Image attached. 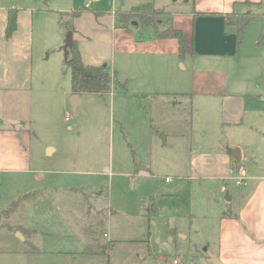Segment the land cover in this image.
Returning a JSON list of instances; mask_svg holds the SVG:
<instances>
[{"label":"rangeland","instance_id":"1","mask_svg":"<svg viewBox=\"0 0 264 264\" xmlns=\"http://www.w3.org/2000/svg\"><path fill=\"white\" fill-rule=\"evenodd\" d=\"M80 1L79 7L84 11L73 21L74 38L79 40L93 38L96 29H110L116 22L120 25L116 13L147 2ZM182 1L172 0L166 11L149 15L160 30L165 28L168 16L172 17L171 12L185 11L192 5ZM251 11L255 16L238 47L239 57L222 64L223 77L235 80V88L242 78L255 83L256 59L264 58V21H257L264 13V0L252 6ZM46 16L35 18L31 89L18 91L12 102L0 103L1 125L21 128L29 132L31 139L27 148L28 171L0 173V264L192 262L197 252L195 245L205 246L202 240L205 231L197 216L190 219L184 213H198L201 203L195 197L198 210L190 211L188 203L169 194L180 193L177 191L182 184L181 176L188 175L191 140L198 150L215 129L217 113L213 111L218 97L212 96V105V101L207 105L201 99L203 118L196 122L189 105L169 113V125L181 124L188 118V128L182 124L175 131L170 126L169 146L165 147L163 138L150 132L152 123L160 131L164 122L158 123V112L133 94L123 72V56L116 52L106 64L119 85H113L104 95L79 94L80 104L74 113L72 71L64 50L69 31L60 27V15ZM227 18L231 24H237L247 16L231 14ZM132 22L139 27L131 26ZM132 22L129 28L135 36L146 41L153 38V27H145L139 20ZM179 59L172 72L183 76L196 71L195 59ZM158 66L154 70L157 74L171 71L168 66ZM48 147L55 150L48 152ZM194 182L193 192L200 196L205 190H218L216 183L200 186L199 181ZM188 184L189 189L192 183ZM208 194L197 198L209 203L211 213H218L213 197ZM22 197L18 208L6 217L3 213ZM175 228L197 244L175 235ZM17 229L31 239L33 247L20 243L16 250H23L13 251ZM198 229L201 232H196ZM214 230L210 227L209 234Z\"/></svg>","mask_w":264,"mask_h":264},{"label":"crops","instance_id":"2","mask_svg":"<svg viewBox=\"0 0 264 264\" xmlns=\"http://www.w3.org/2000/svg\"><path fill=\"white\" fill-rule=\"evenodd\" d=\"M118 1L114 0L115 4ZM120 1L126 3L129 0ZM145 1L164 11L169 7V2H172L135 0L131 4ZM182 2L192 5L189 9H183L185 11L171 12L172 25L184 32L188 45L197 53L196 57H191L195 59L193 68L196 71L193 74L181 76L172 72V66L174 68L177 64L175 61L180 58L179 43L175 39L150 38L151 40L146 41L141 36H135L129 27H122L117 22L110 29H96L93 38L74 39L83 62L89 66L107 65L106 62L114 53L122 54L123 72L126 73L124 76L129 81L133 94L150 105L152 111L158 112V123L165 124L163 129L160 127V131L166 135V144L162 142L165 147L169 146L167 131L170 126L175 131L180 130L182 124L186 126V130L188 128V118L181 124L174 122L169 125V113L180 106L189 105L196 122L203 118L201 99L207 105L210 103L208 101H212V105V96L218 97L214 101L216 110L213 111L217 113L215 129L198 144V150L194 149L191 140L188 148V175H179L183 180H180L182 184L178 186L177 192H181L169 194L188 203L186 206L190 211L198 210L197 203H201L198 213L189 215L185 212L184 216L190 219L197 216L200 219V226L205 231L202 238L205 246L195 243L189 235L183 234L177 228L174 234L185 240L191 239L197 244L193 261L187 264H212L208 252L216 256L217 264H264V58L256 59L257 72L253 84L242 78L235 88V80H226L222 71L223 61H232L239 57L237 26L227 25L226 18L231 14H252V6L262 3L263 0ZM80 4V0H0V103L12 102L18 91L26 92L32 87L35 18L46 19V15H59L60 12L81 9ZM10 9L18 11L17 29L7 39ZM257 21H264V13H261ZM246 30L247 28L245 33ZM158 65L168 66L171 71L157 74L154 70ZM179 99L180 102L177 101ZM1 122L0 119V173L27 172L30 164L27 151L31 141L29 132L16 126L5 127ZM194 122L191 127L193 130L196 128ZM150 126L151 135L157 136L152 133V128L157 126L153 123ZM213 135L215 139H211ZM237 148L241 150L240 168L234 171L233 157L228 150ZM47 150L52 153L55 149L48 147ZM240 169L245 170L246 175L245 184L238 187L235 180L240 176ZM194 181H199L200 186L216 183L218 190H205L203 196H200L193 192ZM166 182L171 183L169 179ZM188 183H192L189 189L186 188ZM208 193L213 197L218 213H211L209 203L200 200L206 194L210 196ZM225 195L230 199L225 200ZM195 197L198 202H195ZM210 227L215 228L213 234H209ZM18 230L20 229L15 230L13 236V251L23 250H16L20 243H29L33 247L31 239ZM196 232H201V229ZM201 247L203 251H200ZM33 249L30 250L35 252Z\"/></svg>","mask_w":264,"mask_h":264},{"label":"trees","instance_id":"3","mask_svg":"<svg viewBox=\"0 0 264 264\" xmlns=\"http://www.w3.org/2000/svg\"><path fill=\"white\" fill-rule=\"evenodd\" d=\"M83 9H76L70 12H60L59 13V25L62 29L66 31L74 32L73 21L77 17L81 16L83 13ZM164 10L156 9L153 3L148 2L142 5L135 6L128 11L120 12L117 14L119 19V23L122 27H129V24L134 20H139L145 27H153L155 39H175L179 43V57L184 59L187 56L196 57L197 53L194 48L188 45V42L185 38V34L182 30L176 29L172 25V17L169 15L167 19V24L164 26L163 30H160L155 20L151 18L149 15L156 13H161ZM17 9H10L8 13V24L6 29V37L10 39L17 29ZM247 18L242 20L240 23L235 24L237 26V39L238 46L241 45L244 36L245 29L247 26L253 21V14H246ZM226 24L230 25L229 19L226 18ZM143 38V37H141ZM66 62L72 71V89L74 94H82V93H94L98 95H104L111 91L112 86L119 85V82L116 81L109 70L108 65L103 66H89L83 62L81 53L79 51V47L77 41L74 39V45L70 48L66 54ZM123 88H126V85H123ZM152 133L154 135H159L163 138L164 144H166V135L164 132L157 130V128H152ZM233 170L236 171L240 168L239 161L234 157L232 158ZM24 197L20 198L17 202H14L11 207L5 211L3 214L6 217H9L11 213H13L20 202Z\"/></svg>","mask_w":264,"mask_h":264},{"label":"water","instance_id":"4","mask_svg":"<svg viewBox=\"0 0 264 264\" xmlns=\"http://www.w3.org/2000/svg\"><path fill=\"white\" fill-rule=\"evenodd\" d=\"M131 26L139 27V24L137 22H132ZM73 45H74V33L72 31H69L67 36H66V42H65V46H64V50H65L66 54H67L68 50L73 47ZM71 104L73 106L74 113H76L77 107L80 104L79 94L73 95V97L71 99ZM228 152L236 160H238V161L241 160V150L239 148L229 149ZM142 169H145V167H142ZM229 199L230 198L228 197L227 200H229ZM19 235H21V233H19ZM208 256H209V259L211 260L212 264H217L218 260L214 254L208 252Z\"/></svg>","mask_w":264,"mask_h":264},{"label":"built area","instance_id":"5","mask_svg":"<svg viewBox=\"0 0 264 264\" xmlns=\"http://www.w3.org/2000/svg\"><path fill=\"white\" fill-rule=\"evenodd\" d=\"M68 120V119H67ZM239 173H240V176H238L237 178H236V185H238V186H242V185H244L245 184V175H246V171L245 170H243V169H240L239 170ZM174 264H179V262H177L176 260L174 261Z\"/></svg>","mask_w":264,"mask_h":264}]
</instances>
